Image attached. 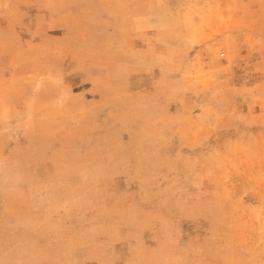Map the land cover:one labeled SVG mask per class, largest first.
I'll use <instances>...</instances> for the list:
<instances>
[{"label": "rangeland", "instance_id": "obj_1", "mask_svg": "<svg viewBox=\"0 0 264 264\" xmlns=\"http://www.w3.org/2000/svg\"><path fill=\"white\" fill-rule=\"evenodd\" d=\"M0 264H264V0H0Z\"/></svg>", "mask_w": 264, "mask_h": 264}]
</instances>
